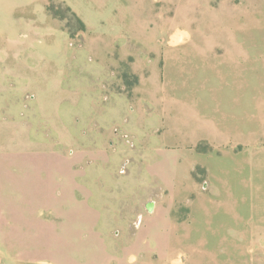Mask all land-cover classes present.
<instances>
[{
    "label": "rangeland",
    "instance_id": "374dc122",
    "mask_svg": "<svg viewBox=\"0 0 264 264\" xmlns=\"http://www.w3.org/2000/svg\"><path fill=\"white\" fill-rule=\"evenodd\" d=\"M177 29L186 33H174ZM180 34L181 40L185 37L202 42L201 48L192 42L178 48L186 70L200 74L190 80L195 87H226V80L232 81L230 75L236 70L230 58L242 62L247 78L239 87L247 91L241 107L233 110L247 120L242 126L247 127L249 137L257 130L261 133L264 0H0V84L5 91V86L11 89L0 98L16 101L20 97L21 85L15 73L18 65L28 74L39 76L42 83L57 81L64 90L72 86L75 89L74 73L81 71L84 85L90 86L103 76L109 53L121 54L125 42L141 48L152 42L150 54L155 58L159 54L157 45L167 49L171 39L181 41L177 40ZM231 41L244 46L230 45ZM241 49L247 57L236 52ZM126 59L120 70L130 73V58ZM55 97L63 98V114L72 96ZM227 99L216 96V103L224 106ZM12 109L0 111V264H103V255L85 254L95 250L96 241L90 239L87 245L80 239L88 226L74 209L68 212L73 216L70 220L64 207H59L56 214L53 206L32 205L21 191L9 186L21 167L17 158L7 154L16 149L3 141L10 129L1 125L11 124L12 134H16L14 125L20 121L17 103ZM248 139L237 158L216 154L199 158L180 152L177 164L171 157L153 160L156 168L163 170V175H155L154 183L173 181L182 187V195L188 192V170L193 162H206L211 172L208 176L204 167L197 166L193 173L199 187L203 189L208 183L209 191L194 200L192 194L190 207L180 206L176 212V218L188 217L184 231L177 235L169 225L165 238L147 236L163 255L181 252L183 256L176 259V264H264V137H259L257 143ZM208 149L206 143L198 147L199 151ZM133 166L134 160L129 169ZM238 167H243V173L235 170ZM225 168L233 171L226 175ZM99 225L106 231L107 224ZM118 227L125 233L119 241H127L131 232L124 223ZM141 232L144 230L137 231V235Z\"/></svg>",
    "mask_w": 264,
    "mask_h": 264
},
{
    "label": "crops",
    "instance_id": "0c3cea01",
    "mask_svg": "<svg viewBox=\"0 0 264 264\" xmlns=\"http://www.w3.org/2000/svg\"><path fill=\"white\" fill-rule=\"evenodd\" d=\"M178 30L186 33L182 29L174 33ZM191 42L196 48L202 46L199 40L171 39L167 49L157 45L159 54L154 58L152 42L141 48L127 41L121 54L109 53L103 76L90 86L84 85L81 71L74 73L75 89L64 90L57 81L42 83L39 76L18 65L20 97L16 101L0 98L1 112L13 111L17 103L20 117L14 125L16 134H12L11 124L1 125L10 129L3 141L16 149L7 154L21 166L9 186L21 191L32 205L53 206L56 214L64 207L68 219L73 218L69 213L74 209L88 226L80 239L87 245L90 239L96 241L95 250L85 254L103 255V264H130L133 260L134 264H176L183 256L181 252L161 254L147 236L163 239L169 225L175 234L182 233L188 217L176 218V212L180 206L190 207L192 194L194 200L209 191L208 183L199 187L193 173L197 166L204 167L208 176L211 172L206 162H193L188 170L190 186L182 195V187L173 181L154 183L155 175H163L154 159L171 157L177 164L180 152L199 158L215 154L237 158L248 138L251 143H257L259 137L263 140L264 126L261 133L257 130L249 137L247 127L242 126L247 120L233 110L241 107L247 91L239 87L247 78L242 62L230 58L236 70L230 75L232 81L226 80V87H195L190 80L200 74L186 70L178 49ZM238 44L232 45L243 48ZM236 52L247 57L242 49ZM126 58H130L128 69L136 82L125 79L126 72L120 70L128 62ZM3 86L0 84V95L11 91ZM64 94L72 97L61 114L63 98L55 96ZM216 96H227L226 105L216 103ZM223 111L225 114H219ZM203 143L209 149L199 151ZM133 160L136 166L129 169ZM235 170L243 173V167ZM232 171L223 169L226 175ZM176 172L179 174L178 168ZM229 191L232 196V188ZM101 223L108 225L106 231ZM119 223L132 234L125 242L119 241L125 235ZM140 230L144 232L138 236Z\"/></svg>",
    "mask_w": 264,
    "mask_h": 264
},
{
    "label": "trees",
    "instance_id": "16d2710c",
    "mask_svg": "<svg viewBox=\"0 0 264 264\" xmlns=\"http://www.w3.org/2000/svg\"><path fill=\"white\" fill-rule=\"evenodd\" d=\"M83 27H84V24H83ZM124 78L125 79H128V78H133V80H134V82H136V76H134L133 74H130V73H128V72H126L125 74H124Z\"/></svg>",
    "mask_w": 264,
    "mask_h": 264
},
{
    "label": "bare ground",
    "instance_id": "6f19581e",
    "mask_svg": "<svg viewBox=\"0 0 264 264\" xmlns=\"http://www.w3.org/2000/svg\"><path fill=\"white\" fill-rule=\"evenodd\" d=\"M181 38H182V34L177 36V40H181Z\"/></svg>",
    "mask_w": 264,
    "mask_h": 264
}]
</instances>
